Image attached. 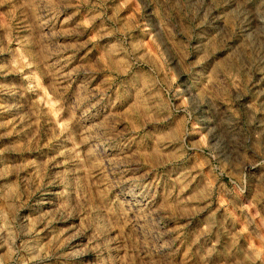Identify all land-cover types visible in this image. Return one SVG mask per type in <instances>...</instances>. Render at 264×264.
I'll return each mask as SVG.
<instances>
[{"label": "rangeland", "instance_id": "374dc122", "mask_svg": "<svg viewBox=\"0 0 264 264\" xmlns=\"http://www.w3.org/2000/svg\"><path fill=\"white\" fill-rule=\"evenodd\" d=\"M36 1L61 12L63 37L37 36ZM44 1L0 0V66L11 72L0 83L19 92L0 96V108L23 101L32 130L64 136L72 150L73 108L108 110L102 132L131 146L164 213L173 261L159 264H264V0ZM52 51L72 60L62 91L42 65ZM86 82L100 106L75 85ZM5 115L0 264H62L37 258L43 247L30 220L40 196L27 171L36 145Z\"/></svg>", "mask_w": 264, "mask_h": 264}, {"label": "bare ground", "instance_id": "6f19581e", "mask_svg": "<svg viewBox=\"0 0 264 264\" xmlns=\"http://www.w3.org/2000/svg\"><path fill=\"white\" fill-rule=\"evenodd\" d=\"M39 2L42 16L38 19L40 29L39 32L36 30L37 36L42 34L47 37L55 30L63 37L62 31L67 22L58 23L61 12L52 11L46 3ZM23 20L21 28L25 31L26 22ZM24 42L28 43V39ZM46 53L48 56L45 55L42 65L46 66L56 89L62 91V86L73 77L71 57L65 52ZM10 74L8 67L0 66V78L10 79ZM4 83H0L1 97L18 95L16 84L6 86ZM75 85L86 90L90 86L87 82ZM88 92V101H97L99 92L96 94L90 89ZM22 102H15L11 108L4 105L0 112L11 117L10 126L14 133L22 137L25 145H36V161L27 171L29 185L35 186L34 190H38L40 196V212L30 220L31 225L39 229L34 232L43 247L37 258L56 255L62 264L172 262L170 247L165 243L170 235L165 234L161 226L164 213L158 209L157 196L151 193V186L142 181L147 176L140 174L131 146H118L115 138L102 132L100 124L107 119L108 110L91 115L80 104L73 108L77 121L72 128L76 138L72 150L64 144V136L61 139L58 134L44 135L41 131L36 134L29 123L28 109ZM101 103L97 101L91 106L97 107ZM76 256L81 259L86 257L87 260L75 262Z\"/></svg>", "mask_w": 264, "mask_h": 264}]
</instances>
